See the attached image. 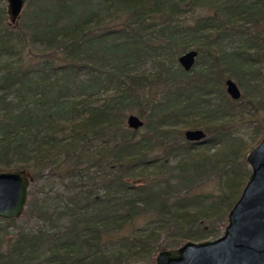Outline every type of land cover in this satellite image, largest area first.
Masks as SVG:
<instances>
[{
  "label": "trees",
  "instance_id": "trees-1",
  "mask_svg": "<svg viewBox=\"0 0 264 264\" xmlns=\"http://www.w3.org/2000/svg\"><path fill=\"white\" fill-rule=\"evenodd\" d=\"M1 4L0 171L31 189L0 264H152L219 236L264 133V0H27L14 26Z\"/></svg>",
  "mask_w": 264,
  "mask_h": 264
},
{
  "label": "water",
  "instance_id": "water-1",
  "mask_svg": "<svg viewBox=\"0 0 264 264\" xmlns=\"http://www.w3.org/2000/svg\"><path fill=\"white\" fill-rule=\"evenodd\" d=\"M0 1L5 4L8 24L14 26L27 0ZM196 56V51L188 50L176 61L184 72H189ZM223 87L227 97L233 101L239 99L240 92L232 80L226 79ZM125 125L136 131L143 123L130 114L125 118ZM183 137L194 144L204 141V134L198 130H186ZM245 163L249 170L247 181L228 211L220 235L159 251L152 264H264V133L245 156ZM29 184V176L23 170L0 171L1 220H16L22 215Z\"/></svg>",
  "mask_w": 264,
  "mask_h": 264
},
{
  "label": "rangeland",
  "instance_id": "rangeland-1",
  "mask_svg": "<svg viewBox=\"0 0 264 264\" xmlns=\"http://www.w3.org/2000/svg\"><path fill=\"white\" fill-rule=\"evenodd\" d=\"M2 5V9H3V11H5V4L4 3H2L1 4ZM194 14H197L196 13V11H191V12H189V14H187V15H185V16H187L188 18L189 17H191V16H193ZM21 16V15H20ZM19 16V17H20ZM5 18V17H4ZM6 19V18H5ZM5 22H6V20H4ZM0 29H1V26H0ZM189 50H193V49H189ZM188 51V50H187ZM184 52H186V51H184ZM183 52V53H184ZM180 54H182V53H180ZM179 54V55H180ZM178 55V56H179ZM178 56H177V58H178ZM197 60V56H196V58H195V61ZM201 61H203V60H201ZM198 62H199V60H198ZM177 64V63H176ZM178 65V64H177ZM202 66V62H200L198 65H196L195 67H194V70H197L198 68H200ZM201 69V68H200ZM139 71L141 72V73H143V74H145V75H150V74H152L154 71H153V67H152V64H149V63H147V64H145V65H143L141 68H139ZM233 81V80H232ZM233 83H235L234 81H233ZM240 92V91H239ZM112 93H113V88H109L107 91H105V92H99L98 93V95H96V96H94L93 98H92V100H91V102H92V105H100V104H102V103H104L105 101H107L111 96H112ZM83 99H86V98H77V100H83ZM76 101V100H75ZM80 106V104H78L77 105V107H79ZM130 114H132V115H134V116H136V114H134V113H130ZM125 123V122H124ZM139 133H141V131H139ZM236 135L237 136H239V137H241V138H243L244 139V141H247L248 139L247 138H249V136H250V129L248 128V125H245V124H242V125H239V126H237L236 127ZM247 167V166H246ZM248 169V168H247ZM56 185V183L54 182V181H52V182H48V185H42L41 187H44V189L46 190L48 187H50V186H52V188H54V186ZM29 190L31 189L30 187L28 188ZM22 222V220H19V224ZM137 225L141 228L142 227V223L141 222H139V223H137ZM9 232L11 233V236H12V239L14 238V235H15V230L14 229H12V228H10L9 229ZM126 234H127V232H126ZM16 263V262H15ZM17 264V263H16Z\"/></svg>",
  "mask_w": 264,
  "mask_h": 264
},
{
  "label": "flooded vegetation",
  "instance_id": "flooded-vegetation-1",
  "mask_svg": "<svg viewBox=\"0 0 264 264\" xmlns=\"http://www.w3.org/2000/svg\"><path fill=\"white\" fill-rule=\"evenodd\" d=\"M205 138V137H204ZM196 144V143H195ZM199 145V144H198ZM246 164V163H245ZM247 166V165H246Z\"/></svg>",
  "mask_w": 264,
  "mask_h": 264
}]
</instances>
